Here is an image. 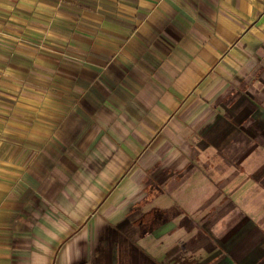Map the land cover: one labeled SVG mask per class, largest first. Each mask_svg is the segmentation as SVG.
<instances>
[{"label": "crops", "instance_id": "obj_1", "mask_svg": "<svg viewBox=\"0 0 264 264\" xmlns=\"http://www.w3.org/2000/svg\"><path fill=\"white\" fill-rule=\"evenodd\" d=\"M0 264H264V0H0Z\"/></svg>", "mask_w": 264, "mask_h": 264}]
</instances>
